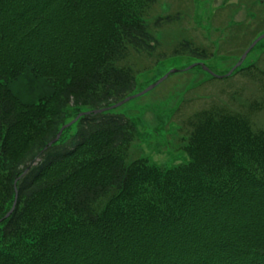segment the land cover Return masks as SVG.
<instances>
[{
	"label": "trees",
	"instance_id": "trees-1",
	"mask_svg": "<svg viewBox=\"0 0 264 264\" xmlns=\"http://www.w3.org/2000/svg\"><path fill=\"white\" fill-rule=\"evenodd\" d=\"M158 1L0 0V264H264V129L248 114L196 113L188 159L164 167L131 158V118L95 112L134 93L131 56L180 19L152 15ZM174 53L209 55L186 38ZM72 111L88 113L49 145Z\"/></svg>",
	"mask_w": 264,
	"mask_h": 264
},
{
	"label": "rangeland",
	"instance_id": "rangeland-1",
	"mask_svg": "<svg viewBox=\"0 0 264 264\" xmlns=\"http://www.w3.org/2000/svg\"><path fill=\"white\" fill-rule=\"evenodd\" d=\"M177 13L180 19L164 23L157 32L160 43L153 56H131L130 62L140 69L133 93L138 95L112 109L137 126L131 158L144 155L164 167L188 159L184 147L193 117L213 106L242 111L255 128L264 129V38L236 68L239 71L228 75L251 42L264 33V0H159L152 15ZM184 38L206 48L209 55L174 53ZM200 63L224 76L213 77ZM252 64L261 72H247ZM153 84L157 85L144 92ZM70 113L67 123L80 114Z\"/></svg>",
	"mask_w": 264,
	"mask_h": 264
},
{
	"label": "water",
	"instance_id": "water-1",
	"mask_svg": "<svg viewBox=\"0 0 264 264\" xmlns=\"http://www.w3.org/2000/svg\"><path fill=\"white\" fill-rule=\"evenodd\" d=\"M262 38H264V33H263L261 36L257 37V38L251 43V45H250V46L245 50V52L242 54L240 61L234 66V68L228 73V75H231V74L233 73V70H235L237 67H239V66L243 63V61L246 59L248 53L252 50V48H253V47H254V46H255V45H256V44H257ZM200 64H201V66H203V68H205L208 72H210L211 75H213V76H215V77H223V76H224V75H218V74H216L215 72H213L212 70H210L208 67H206L204 64H202V63H200ZM174 71H176V69H173V70H172V72H174ZM228 75L226 74V76H228ZM166 77H167V75L164 76L163 78H161V79L157 82V84L160 83L161 81H163ZM157 84H153V85H151V86H150L149 88H147L144 92H146V91L149 90V89H152V88L155 87V85H157ZM144 92H142V93H144ZM140 94H141V93H140ZM137 95H138V94H137ZM137 95H133V94H131V95H129L128 97L124 98L123 100H121V101H119V102H117V103H115V104H113V105H111V106H109V107H105V108H101V109H97V110H95V112H102V111H107V110L114 109V108H116V107H118V106L124 104L125 102H127L128 100L132 99L133 97H135V96H137ZM85 113H88V112H85V111H84V112H81V113L75 118V120H72L71 122L66 123L64 126H62V128L60 129V131H59V133L57 134V136H56V137H55V138L49 143V145H52L54 142H56V141L60 138V136H61L63 130H64L66 127L72 125L74 122H76V121L79 119V117H80L81 115L85 114ZM15 205H16V201L14 202V205L12 206V208L10 209V211L5 215V218L8 217V216H10V214L12 213V211L15 209Z\"/></svg>",
	"mask_w": 264,
	"mask_h": 264
}]
</instances>
